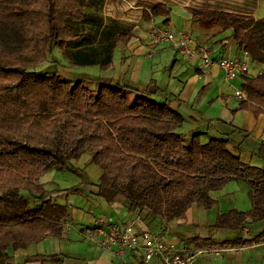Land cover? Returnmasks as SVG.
<instances>
[{
	"label": "trees",
	"instance_id": "trees-1",
	"mask_svg": "<svg viewBox=\"0 0 264 264\" xmlns=\"http://www.w3.org/2000/svg\"><path fill=\"white\" fill-rule=\"evenodd\" d=\"M91 1L0 0V264L61 262L57 255H37L20 263L15 253L48 237H62L69 209L57 197L84 192L89 185L50 190L41 180L54 172L80 177L81 170L72 164L86 154L102 172L98 194L107 203L121 196L132 211H146L172 223L183 220L193 206L213 209L217 202L212 194L241 181L249 185L252 210L220 214L213 227L245 232L261 223L264 167L243 162L230 149L227 135L206 140V133L199 131L186 141L180 133L185 116L170 103L152 99L158 93L153 81L144 92L127 83L91 88L83 81L73 84L60 74L36 69L54 50L71 68L98 66L106 72L113 67L117 45H128L133 30L116 22L104 26L97 45L92 32L79 28L81 23L98 21L84 11ZM186 11L193 22L232 30L229 39L252 62L264 65V41L250 32L263 30L264 18ZM152 16L171 25L172 11L164 4L154 7ZM145 18L151 20L148 13ZM243 90L248 100L240 101L233 112L249 111L257 118L264 114V73L248 78ZM256 156L264 162V143ZM191 241L201 249L211 239ZM262 242L264 231L253 239L221 244L238 248Z\"/></svg>",
	"mask_w": 264,
	"mask_h": 264
},
{
	"label": "crops",
	"instance_id": "crops-1",
	"mask_svg": "<svg viewBox=\"0 0 264 264\" xmlns=\"http://www.w3.org/2000/svg\"><path fill=\"white\" fill-rule=\"evenodd\" d=\"M243 3V2H242ZM257 12L259 18L255 17L256 13L249 14L244 12H236L244 15H252L256 20H262L264 16V0L257 1ZM228 12H234L227 10ZM178 16L177 24L171 19V25L166 26L172 31H185L191 33L200 44L205 43H215L221 52L222 56H240L242 48L236 44L229 37L233 34L232 30H223L220 27H210L207 28L200 25L199 22H193L192 17L187 13L186 9H181ZM173 17V16H172ZM157 25H161L155 20ZM195 29V30H194ZM259 40L262 42V30L259 32ZM151 43H146L149 45ZM153 46L152 48H154ZM159 46L156 48L158 49ZM145 48L144 46L141 49ZM147 48V47H146ZM148 54L147 58L153 56V52L147 48ZM158 51V50H157ZM180 51V50H179ZM192 62L193 66H190L186 72H189L191 77L192 86H195L197 81L198 85L203 79H206V84L204 90H208L211 86L216 87L214 93V99L211 104H209L208 109L198 110L195 103L191 106V128L187 131V136L192 137L196 132H199V127H203L202 123H199L193 114L201 113L204 119V125L208 122L212 124L215 129H217L218 134L227 135L231 140L230 145L235 153L239 154L242 161L249 163L251 165L264 167V162L261 161L257 156V150L261 143H264V114H261L258 118L255 117L249 111H238L234 113L233 111L238 108L240 100L234 97L233 88L225 85L224 74L217 67L214 66L211 69L202 68L198 60H189ZM145 62H137L131 71H126L120 73L123 78H119L124 83L129 85L135 84L138 86V90L144 92L150 86L151 82L158 83V80L153 78V73L151 75H142V70L144 69ZM195 75V76H194ZM197 77V78H196ZM199 78V79H198ZM235 83V82H234ZM239 83H235L238 86ZM188 83L183 86L180 91V96L188 91L191 87H187ZM232 92V93H231ZM233 94V97H231ZM176 94L172 93V96ZM154 96H157L154 95ZM177 99V100H178ZM188 97L181 98L180 101L187 102ZM237 101V106L233 108H228V103L232 101ZM215 101V102H214ZM222 102L223 110L217 115H214L213 110L215 108L216 102ZM170 105L173 109L178 110L182 114H188L185 110H181L180 106L175 103ZM179 106V107H177ZM198 106V105H197ZM203 108V107H201ZM205 111V112H203ZM212 111V114L210 113ZM209 125V128H210ZM221 127V128H220ZM220 128V129H218ZM202 132V131H201ZM242 135L244 138L234 139L236 133ZM234 137V138H233ZM243 139V140H242ZM204 141V140H203ZM252 141V142H251ZM100 179V178H99ZM59 180L60 182H56ZM42 183L50 190L57 189H72L75 186L81 184H88L89 188L84 192L70 193L65 195V201H62L61 196L58 197V202H61L68 206L69 218L64 224V232L61 238L48 237L44 242L50 241V246L48 250H39V245H32L27 250H20L15 253V258L20 263L29 262L32 258L37 255L50 256L57 255L60 257L61 262H51L45 261L44 264H157L156 262L145 263L144 258L141 254L133 253L128 251L125 255H117L115 249L107 250L103 249L99 245L90 242L88 234L91 235L95 223L100 218H111L117 223H127L137 217H141L152 230L158 234L165 236L167 242L171 245L182 247L183 245H191L192 247L199 248L198 244L192 239L198 237L200 239L210 238L211 241L206 244L205 247L201 249H212L218 250L222 249L220 255L214 254H204L199 256L193 264H264V243H255L252 246L238 247V248H226L221 243L224 241H233L238 238L253 239L256 238L264 231V220L260 223V230L256 233L255 237L250 236L249 226L245 232L232 231V230H216L214 225L216 223L217 217L220 214L228 213L232 210H238L241 212H249L252 210V201L249 198V185L245 182L234 181L226 186L222 191L215 192L212 194L214 200H216V205L213 209L209 210L210 220L201 222V212L198 206H193L186 213V217L183 220L175 221L172 223L163 224V228H159L162 224L148 212H134L130 207V203L127 202L121 196L117 197L113 202L107 203L99 194V182L91 183L88 179V175L81 173L80 177H74L71 175H63L58 172L51 173L41 180ZM55 182L56 185H50ZM246 194L250 202H245L244 205L238 203L237 196L240 194ZM61 199V200H60ZM206 211V210H205ZM141 230V228H138ZM67 231V232H66ZM89 231V232H88ZM223 231V235L217 238L219 232ZM248 235L244 236L243 235ZM239 234V235H238Z\"/></svg>",
	"mask_w": 264,
	"mask_h": 264
},
{
	"label": "rangeland",
	"instance_id": "rangeland-1",
	"mask_svg": "<svg viewBox=\"0 0 264 264\" xmlns=\"http://www.w3.org/2000/svg\"><path fill=\"white\" fill-rule=\"evenodd\" d=\"M257 1L258 0H92L85 8L84 11L93 14L96 16L98 21L96 22H85L81 23L79 28L81 31L92 32L97 38V42L100 40L103 34L104 26H109L114 22L119 23L120 27L124 30H133V40L128 45L118 44L114 54L113 67L104 72L99 69L98 66L92 67H76L71 68L63 59L61 52L54 50L53 53L49 56V60L44 65H40L36 67L37 70H48L51 71V74H60L62 77L72 80V83L75 84L78 81H83L84 84L91 88H96L98 83L102 84H110V83H124L119 78H123V75L126 71H131V69L136 66L137 62H145L144 69L142 70V75H151L153 73V78L158 80L156 84L158 87L157 96L152 97L155 101L160 102H168L175 103L180 106L181 110L184 112L185 110L188 114H183L186 118V122L183 128L180 130V133L184 134L187 138L186 141H190V137L187 135V131L191 128V106L195 103L198 110L208 109L209 104L212 103L214 99V93L216 91L215 86H211L208 90H204L206 79L201 81L198 85V81L195 86H192L191 80L194 78L191 77L189 72H186L192 62L185 57L179 49L172 47L170 44H152L149 39V29L153 20H156L158 23L164 22L163 18H156L152 16V9L156 7L158 4H164L169 7L172 11L173 21L177 24L178 16L177 14L181 9L192 8L199 11H219V12H228L227 10H231L236 12H244V13H256L255 17L259 18L257 12ZM243 2V3H242ZM148 13L151 17L150 21H147L145 18V14ZM264 13V12H262ZM264 16V14H262ZM201 22V23H200ZM200 25L202 28L209 26L206 22L200 21ZM164 24V23H163ZM195 30V29H194ZM250 32L254 34L257 38L259 36V32L257 29H251ZM262 37H264V29L262 30ZM264 41V39L262 40ZM146 43H151L146 45ZM95 44V45H96ZM98 45V44H97ZM145 47L141 49V47ZM155 46L154 48H152ZM157 46L158 49L156 48ZM153 52V56L147 58L148 54L147 48ZM158 50V51H157ZM234 57V56H231ZM196 60V59H195ZM257 69L262 70L264 67L262 64H255ZM195 76V75H194ZM197 78V77H196ZM199 79V78H198ZM155 83V82H154ZM188 83L187 87H191L188 91V94L185 95V92L178 99L180 91L183 89V86ZM226 85V84H225ZM227 86V85H226ZM131 87L138 88L135 84H132ZM233 90V89H232ZM172 93L176 94L172 96ZM232 93V92H231ZM234 94V93H233ZM233 94H231L233 97ZM188 97L189 100L187 102L180 101L181 98ZM234 98V97H233ZM178 99V100H177ZM215 102V101H214ZM237 101H232L228 103V108H233L237 106ZM222 102H216L214 115H217L220 111L223 110ZM198 105V106H197ZM177 106V107H179ZM203 107V108H201ZM203 111V112H205ZM212 114V111H210ZM194 117L197 118L199 123L203 124V127H199V131H203L206 133L204 139H210L212 137H218L217 129L213 127V125L208 122L204 125L203 117L206 114L201 115V113L193 114ZM210 125V128H209ZM221 128V127H220ZM218 128V129H220ZM197 133V132H196ZM240 133L237 132L233 137L234 139L244 138ZM243 140V139H242ZM252 142V141H251ZM230 149L232 150L231 146ZM234 152V150H232ZM235 153V152H234ZM72 167L77 170H81L80 173H85L88 175V179L91 183H98L99 178L102 174L101 170L95 166L91 162L90 154H86L79 162H74ZM71 168V167H70ZM71 171V170H70ZM71 174L68 175H72ZM74 176V175H73ZM76 178V177H75ZM78 178V177H77ZM56 182H60L57 180ZM88 185V184H87ZM228 186V185H227ZM77 187H73L76 189ZM71 193V192H70ZM246 194H240L237 196L238 203L244 205L245 202H250L249 198ZM58 198V197H57ZM65 194L61 196L62 201H65ZM124 198V197H122ZM60 199V200H61ZM58 201V200H57ZM61 203V202H59ZM201 212V222L204 219L210 220L208 211L204 209H200ZM158 221L162 224L159 228H163V224L166 222H162L161 219ZM262 223V222H261ZM260 223L252 224L249 226L250 236L255 237L256 233L260 230ZM150 228V227H149ZM152 230V228H150ZM154 231V230H152ZM67 232V231H66ZM89 232V231H88ZM155 232V231H154ZM93 233V230H92ZM91 233V234H92ZM223 235V231L219 232L217 238ZM239 235V234H238ZM244 235V233H243ZM91 235L88 234V238ZM248 236V235H244ZM50 241H46L40 245L39 250H48V246H50ZM92 242V239H90Z\"/></svg>",
	"mask_w": 264,
	"mask_h": 264
},
{
	"label": "built area",
	"instance_id": "built-area-1",
	"mask_svg": "<svg viewBox=\"0 0 264 264\" xmlns=\"http://www.w3.org/2000/svg\"><path fill=\"white\" fill-rule=\"evenodd\" d=\"M149 39L152 44H170L188 59L198 60L204 69L217 66L224 74L225 84L233 88L234 97L240 101L248 100V94L243 90L248 78H256L264 73V69H257L256 63L243 50L237 57L222 56L215 43L200 44L191 33L172 31L157 25L155 20L149 29ZM234 82L239 83L238 86ZM90 239L103 249H115L119 256L128 251L141 254L145 263L193 264L201 255H220L223 251L200 249L187 244L182 247L171 245L164 235L150 230L141 217L124 224L111 218H100L95 223Z\"/></svg>",
	"mask_w": 264,
	"mask_h": 264
}]
</instances>
